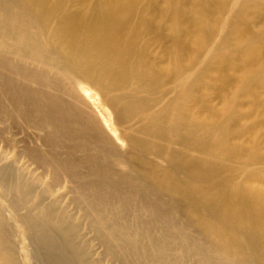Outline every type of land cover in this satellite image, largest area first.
<instances>
[{"label":"bare ground","instance_id":"obj_1","mask_svg":"<svg viewBox=\"0 0 264 264\" xmlns=\"http://www.w3.org/2000/svg\"><path fill=\"white\" fill-rule=\"evenodd\" d=\"M0 264H264V0H0Z\"/></svg>","mask_w":264,"mask_h":264},{"label":"rangeland","instance_id":"obj_2","mask_svg":"<svg viewBox=\"0 0 264 264\" xmlns=\"http://www.w3.org/2000/svg\"><path fill=\"white\" fill-rule=\"evenodd\" d=\"M12 132H14V133L17 132L18 134H20L21 130L19 128H17V127H14V128H12Z\"/></svg>","mask_w":264,"mask_h":264}]
</instances>
